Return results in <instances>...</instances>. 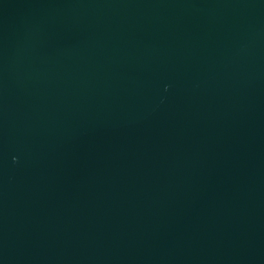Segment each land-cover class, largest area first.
<instances>
[{
	"label": "water",
	"instance_id": "water-1",
	"mask_svg": "<svg viewBox=\"0 0 264 264\" xmlns=\"http://www.w3.org/2000/svg\"><path fill=\"white\" fill-rule=\"evenodd\" d=\"M0 264H264V0H0Z\"/></svg>",
	"mask_w": 264,
	"mask_h": 264
}]
</instances>
